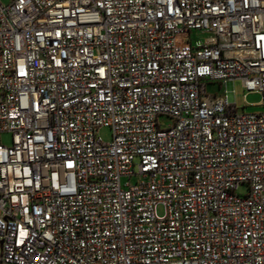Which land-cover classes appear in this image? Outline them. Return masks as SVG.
Masks as SVG:
<instances>
[{
  "label": "built area",
  "instance_id": "built-area-1",
  "mask_svg": "<svg viewBox=\"0 0 264 264\" xmlns=\"http://www.w3.org/2000/svg\"><path fill=\"white\" fill-rule=\"evenodd\" d=\"M4 133L0 264H264V0H0Z\"/></svg>",
  "mask_w": 264,
  "mask_h": 264
},
{
  "label": "rangeland",
  "instance_id": "rangeland-1",
  "mask_svg": "<svg viewBox=\"0 0 264 264\" xmlns=\"http://www.w3.org/2000/svg\"><path fill=\"white\" fill-rule=\"evenodd\" d=\"M3 4H9L10 0H1ZM206 35L202 34L200 31L193 30L192 31V38L194 40H204ZM225 89H234V99L237 103V106L239 108H242L245 104V101L249 104L251 103H258L260 101V96L256 94L249 93L246 95V100H244V95L246 92L242 88V84L240 81H235L233 83H230L226 88L222 86V89L219 88L218 85H211L209 87V91L213 93H223ZM232 96V95H231ZM247 112H254V111H260L262 110V107H246L244 109ZM162 125H165V122L162 120ZM98 137H100L105 143L112 141L113 134L111 129L109 128H101L98 131ZM0 143H2L5 146H10L12 144V136L9 133L0 134ZM249 191V187L247 184L242 183L239 185L237 189V193L240 195H246ZM157 213L159 216H163L164 214V208L162 206H159L157 208Z\"/></svg>",
  "mask_w": 264,
  "mask_h": 264
}]
</instances>
